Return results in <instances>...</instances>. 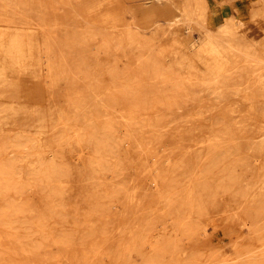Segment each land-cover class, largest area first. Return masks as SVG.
Returning a JSON list of instances; mask_svg holds the SVG:
<instances>
[{
  "label": "rangeland",
  "instance_id": "rangeland-1",
  "mask_svg": "<svg viewBox=\"0 0 264 264\" xmlns=\"http://www.w3.org/2000/svg\"><path fill=\"white\" fill-rule=\"evenodd\" d=\"M163 2L0 0V44L21 45L17 55H0V187L62 191L44 248L37 236L2 238L18 262L264 264V153L257 150L264 141V71L255 79L247 68L211 80L189 45L231 18L245 24L241 34L252 43H264V20L252 21L249 11L264 0H183L185 11L168 2L167 15ZM127 7L136 20L125 18ZM154 20L159 30L148 29ZM4 58L27 62L12 67ZM41 91L44 105L32 106ZM249 107L255 117L246 114ZM125 109L180 118L164 120L162 141L144 132L146 141L135 145L145 146L136 154L141 169L114 178V143L100 134L112 120L123 127ZM188 131L198 137L179 138ZM66 133L103 142V149H88L82 161L69 153V169L39 182L35 156L27 147L17 151L15 141Z\"/></svg>",
  "mask_w": 264,
  "mask_h": 264
},
{
  "label": "bare ground",
  "instance_id": "bare-ground-1",
  "mask_svg": "<svg viewBox=\"0 0 264 264\" xmlns=\"http://www.w3.org/2000/svg\"><path fill=\"white\" fill-rule=\"evenodd\" d=\"M89 1V0H87ZM164 1V0H157ZM201 3L204 0H200ZM164 10L162 13L165 15L170 14L168 2L179 11H185L183 0H165ZM264 3H262L263 5ZM261 5V6H262ZM261 6L257 10L250 8L252 14V21L256 18L264 20V11ZM123 15L125 18L131 16V11L128 7L124 9ZM125 18H122L123 20ZM257 19V20H258ZM172 21V20H171ZM176 21H172L176 23ZM245 25L240 19L231 18L229 21L219 23L215 29L208 26L204 37L198 41H190L189 45L192 46V58L195 60L201 59L206 62V68L209 72V78L215 79L223 76L224 73L231 72L233 70L239 71L240 69L252 70L254 75L248 76V79H255L260 77V72L264 71V43L256 45L252 43L249 33H242L241 29ZM154 27L155 30H159V24L154 20L148 27ZM136 28H140V25L136 23ZM153 30V29H151ZM247 34V35H245ZM5 39L4 35H0V40ZM181 45V44H179ZM175 46V45H174ZM260 46L263 49L259 51L257 47ZM0 55L5 57L8 55H17V49L21 47L20 43H4L0 44ZM258 55L259 57H256ZM199 57V58H198ZM192 60V61H194ZM3 62L7 66L19 65L25 67L26 60L4 58ZM181 66L180 62H177ZM182 68V67H181ZM5 68H2L3 71ZM39 79H43V75H37ZM260 78L264 79V75ZM41 82V80H40ZM264 84V83H263ZM247 85V84H245ZM260 85V84H259ZM36 86V85H35ZM42 87V86H41ZM34 102H31L32 106H43V101L46 97L43 95V91L35 92L32 95ZM249 101V99H246ZM10 110V109H9ZM247 115L255 117L257 109L254 107L245 108ZM14 112V111H13ZM180 116L175 111H160V110H143V109H125L123 112V119L125 125L120 127L114 120L108 122L101 131V136L109 135L111 141L114 143L113 150V162L110 170L111 176L116 175L120 177L123 174L130 173L135 170L141 169L139 167V161L136 158V154L145 150V146L137 147V143L146 141L143 138V133L148 132L153 135V139L156 141H162L166 134L164 133L165 127L163 126L166 119L176 120ZM146 119H153L152 122ZM168 124V123H167ZM184 131V130H183ZM198 137V133L188 131L182 133L180 139L191 140L193 137ZM92 143L91 138L82 139H70L65 134L63 139L59 140H16L14 147L17 151H22L24 148H28L30 154L35 156L37 165L34 169V173L38 176V181L41 183H52L51 177L57 175L56 169L68 168L64 158L72 153L73 157L82 161L85 155L89 151L88 149L99 152L103 149V142L97 141ZM93 145V147H92ZM264 153V141L257 149ZM1 152V151H0ZM94 152V153H95ZM50 154H54L53 159L50 158ZM138 164V165H136ZM93 164L90 163V166ZM137 166V167H136ZM9 165L7 168L9 171H13ZM98 170H102L101 166H95ZM31 193L33 198L27 202L20 200V196L23 193ZM62 191L60 189H46L45 187H32V188H18V187H0V244L3 237H12L13 239L30 238L37 236L42 241V246L49 243V238L54 235L53 230L49 227L50 220L59 217V206L61 207L60 195ZM32 220V225H27ZM68 239V237H67ZM42 249L43 253L44 249ZM44 256V254L42 255ZM46 256V255H45ZM8 262H5V261ZM46 260V258H45ZM19 258L12 252L5 251L0 245V264H26L18 262ZM44 259L39 260L37 264H43Z\"/></svg>",
  "mask_w": 264,
  "mask_h": 264
}]
</instances>
